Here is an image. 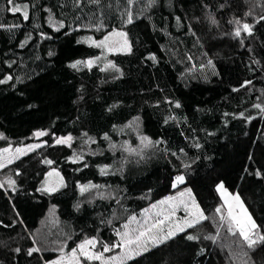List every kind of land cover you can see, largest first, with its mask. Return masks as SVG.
Instances as JSON below:
<instances>
[{
    "label": "trees",
    "instance_id": "trees-1",
    "mask_svg": "<svg viewBox=\"0 0 264 264\" xmlns=\"http://www.w3.org/2000/svg\"><path fill=\"white\" fill-rule=\"evenodd\" d=\"M25 4L27 20L11 11ZM262 17L264 0H0V150L43 144L0 171V264L115 244L131 216L183 189L208 219L128 264H264V241L248 247L215 211L222 183L264 235ZM115 30L131 51L104 62L91 41ZM51 170L65 185L49 194Z\"/></svg>",
    "mask_w": 264,
    "mask_h": 264
},
{
    "label": "snow or ice",
    "instance_id": "snow-or-ice-1",
    "mask_svg": "<svg viewBox=\"0 0 264 264\" xmlns=\"http://www.w3.org/2000/svg\"><path fill=\"white\" fill-rule=\"evenodd\" d=\"M12 3V0H9ZM27 5L14 6L11 11L14 13L23 12V18L27 20L29 14L27 11ZM264 19V17H262ZM128 23L132 22L131 14L128 15ZM243 31L251 34V26L248 24L243 25ZM241 35V29L237 28L235 36ZM91 39V38H89ZM92 45L105 49L108 52H130L131 47L129 45L127 34L123 31H113L108 35H105L102 40L91 41ZM95 63L94 60L77 61L72 64V68H77L79 65L91 68ZM115 67L111 63L107 64L105 68ZM8 79H11L9 77ZM5 81H0L4 83ZM179 106V105H177ZM255 107L260 108L257 104ZM264 111V109H261ZM36 137H42L47 135L44 131H38L34 133ZM72 140L71 136L66 138H59L56 140L57 144H70ZM34 147L39 145H29L27 148H16L13 152L12 149L6 148L0 150V168L5 167L7 164H11L19 156L26 154L28 151L33 150ZM51 164L52 161H46ZM103 173V169L101 170ZM259 175V173H257ZM48 176H59L58 172H50ZM184 182V176L178 175L175 178L173 187H177ZM8 184L14 185L15 181L9 180ZM62 185V178L60 181ZM0 187H3L0 184ZM89 187H97L96 185L84 186L81 188V192L88 191ZM57 185H51L45 187L44 191H55ZM217 191L220 193L221 198L224 201V207L227 209V215L221 214L220 219L228 225V231L232 235H239L247 243L248 247H253L258 241H264V235L259 234L258 225L253 220L252 216L245 208L239 194H230L224 185L221 183L217 186ZM183 208L186 216L182 219L176 217L178 209ZM217 213H222V208L218 207L215 210ZM143 221L137 220L136 216H131L128 222L123 225L124 231H117L116 235L119 237V241L115 244L103 245L102 251H94L97 247L98 241L95 238H86L76 248H73L70 253L62 254L59 259L52 262V264H84V262L99 261L100 264H128L129 261L134 260L136 257L148 252L153 247H157L166 241L173 239L179 233L185 232L186 229L193 228L200 224L203 220L208 219L204 212L201 210L199 204L196 203L195 197L192 196L191 190L182 191L178 196H168L157 203L151 205V208L145 209L142 213ZM137 225L132 227V225ZM188 240H196L198 237L193 235H187ZM205 239H212L214 237L206 236ZM121 249L120 253L111 257H105L104 253L111 252L113 249ZM19 251V249H17ZM39 249L32 248L29 250V255L33 252H37Z\"/></svg>",
    "mask_w": 264,
    "mask_h": 264
},
{
    "label": "rangeland",
    "instance_id": "rangeland-1",
    "mask_svg": "<svg viewBox=\"0 0 264 264\" xmlns=\"http://www.w3.org/2000/svg\"><path fill=\"white\" fill-rule=\"evenodd\" d=\"M115 31H122V30H115ZM110 34V33H109ZM101 49V48H100ZM101 51H102V59H104V62H106V60H107V58H108V56H110L111 54H117V53H125V52H108L107 50H105V49H101ZM204 69H205V72L207 73V76L208 75H212V73H214L215 72V69L213 68V67H211V65L209 64V65H205L204 66ZM40 138V137H39ZM31 145H33V146H35V145H39V147H41L43 144L42 143H39V142H36V143H33V144H31ZM29 146V145H28ZM28 146H20V147H13V146H10V147H7V148H10V149H12V151L14 152L15 151V149L16 148H27ZM39 147H34L33 148V150H31V151H28L26 154H24V155H21V156H19V158H17V159H15L11 164H7L5 167H3V168H0V171H3V170H5L6 168H8L9 166H11L12 164H14V163H16L17 161H19L20 159H22L24 156H27V155H29L30 153H32V152H34V151H36V150H38L39 149ZM4 149H6V148H4ZM3 150V149H2ZM50 172H58V171H56V170H51V171H49L48 173H50ZM48 173H47V175L45 176V178H44V180H43V183H42V190L44 191V189H45V187H48V186H51V185H57V188H56V190L55 191H44V192H46V193H49V194H52V193H55V192H57V191H59V190H61L63 187H64V185H65V181H64V179H63V177H62V175L59 173V176L57 177V176H51V177H49L48 176ZM61 178H62V185L60 184V181H61ZM186 190H188V189H183V190H181V191H179V192H177L176 194H174V195H171V196H178L179 195V193L180 192H182V191H186ZM234 195V194H233ZM192 196H193V194H192ZM223 200V199H222ZM197 203V202H196ZM198 204V203H197ZM245 206V205H244ZM149 208H151V206L149 207ZM148 208V209H149ZM221 208H222V213H220L219 215H221V214H223V215H227V209H226V207H224V201H223V204H222V206H221ZM246 208V207H245ZM247 209V208H246ZM202 210V209H201ZM248 211V210H247ZM144 212V211H143ZM143 212H141L140 214H137V215H135L136 217H137V220H140V221H143V219H144V217H143V215H142V213ZM249 213V212H248ZM250 214V213H249ZM186 216V213H185V211H184V209L183 208H180V209H178V211H177V213H176V217L178 218V219H182V218H184ZM204 221V220H203ZM226 223V222H225ZM227 224V223H226ZM137 225H135V224H133L132 225V227H136ZM190 229V228H189ZM186 230H188V229H186ZM118 231V230H117ZM117 231H116V233H117ZM119 231H124V228L122 227ZM183 233V232H182ZM179 234H181V233H179ZM178 234V235H179ZM117 236V235H116ZM177 236V235H176ZM175 236V237H176ZM119 241V237L117 236V241H116V243ZM169 241V240H168ZM167 242V241H166ZM153 248H155V247H153ZM153 248H151V249H153ZM103 250V245L101 244V243H97V247H96V249H94V251H97V252H99V251H102ZM120 251H121V249H119V248H115V249H113V251H111V252H107V253H104V255H105V257L107 258V257H111V256H114V255H117V254H119L120 253ZM146 253V252H145ZM144 254V253H143ZM60 258V256H58L55 260H57V259H59ZM54 260V261H55ZM93 262H98L99 264H100V262L99 261H92V262H84V264L85 263H93ZM50 264H52V263H50Z\"/></svg>",
    "mask_w": 264,
    "mask_h": 264
}]
</instances>
